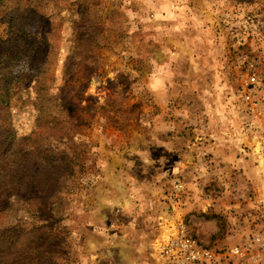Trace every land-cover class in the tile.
Instances as JSON below:
<instances>
[{
  "label": "rangeland",
  "instance_id": "374dc122",
  "mask_svg": "<svg viewBox=\"0 0 264 264\" xmlns=\"http://www.w3.org/2000/svg\"><path fill=\"white\" fill-rule=\"evenodd\" d=\"M43 2L45 63L37 73L10 60L4 115L25 159L45 166L66 153L72 163L20 196L0 173V231L39 228L46 264H158L153 243L174 220L206 248L246 247L264 229L255 149L264 134V0ZM7 31L0 18V41ZM85 48L94 71L72 124L62 86ZM232 262L264 264V255Z\"/></svg>",
  "mask_w": 264,
  "mask_h": 264
},
{
  "label": "trees",
  "instance_id": "16d2710c",
  "mask_svg": "<svg viewBox=\"0 0 264 264\" xmlns=\"http://www.w3.org/2000/svg\"><path fill=\"white\" fill-rule=\"evenodd\" d=\"M44 6L43 0L25 6L14 0H0V18L8 27L7 37L0 41V156L6 163V167L0 173L9 179L11 184L16 185V188H13L19 191L16 192L19 196L26 192L30 185H37L38 182L46 186L47 181L42 179L53 168L67 170L72 163V158L66 153L51 157L45 164L46 167L43 163L25 159L26 154L21 145L24 139L16 135L4 115L11 99L14 80L10 60L12 62L25 60L37 73L41 72V67L45 63L46 53L43 45L47 42L49 16L45 15ZM91 52L90 48L82 51L80 68L62 86L61 107L65 119L72 124L82 106L87 83L94 71L89 61ZM76 75L78 79H75ZM1 197L7 198L8 193L1 190ZM39 230L13 227L1 230L0 264H46L48 246L42 237L43 233Z\"/></svg>",
  "mask_w": 264,
  "mask_h": 264
},
{
  "label": "built area",
  "instance_id": "2783aa9c",
  "mask_svg": "<svg viewBox=\"0 0 264 264\" xmlns=\"http://www.w3.org/2000/svg\"><path fill=\"white\" fill-rule=\"evenodd\" d=\"M255 149L264 173V134ZM176 190L180 192L181 187ZM153 247L158 264H228L245 255L258 261L264 255V229L252 231L246 247L235 245L227 250H217L200 245L188 234L182 222L174 220L161 226Z\"/></svg>",
  "mask_w": 264,
  "mask_h": 264
},
{
  "label": "crops",
  "instance_id": "0c3cea01",
  "mask_svg": "<svg viewBox=\"0 0 264 264\" xmlns=\"http://www.w3.org/2000/svg\"><path fill=\"white\" fill-rule=\"evenodd\" d=\"M264 194V193H263ZM263 209H264V206H263ZM263 217H264V212H263ZM190 218L192 219V218H195L194 216H190ZM263 220H264V218H263ZM262 224H263V227H264V221L262 222ZM230 264H240V262H238V263H236V262H231Z\"/></svg>",
  "mask_w": 264,
  "mask_h": 264
}]
</instances>
